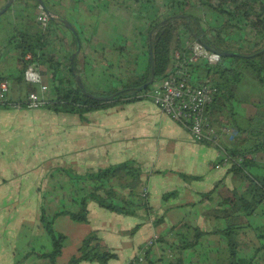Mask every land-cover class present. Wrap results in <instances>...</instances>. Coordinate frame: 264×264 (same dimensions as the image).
<instances>
[{
  "label": "crops",
  "instance_id": "0c3cea01",
  "mask_svg": "<svg viewBox=\"0 0 264 264\" xmlns=\"http://www.w3.org/2000/svg\"><path fill=\"white\" fill-rule=\"evenodd\" d=\"M6 1L0 0V8ZM45 1L50 13L66 20L75 29L76 35L64 25L68 31L61 34L67 40L71 39V34L76 36L80 50L76 66L78 74L85 89L97 96L111 91L108 90L110 87L104 86L108 85L107 79L115 74L124 77L118 60L131 40L144 49L142 57L146 61L128 76L144 70L148 60L150 21L155 18L163 21L174 16L168 11L173 0ZM32 3V0H13L12 8L10 6L4 12L6 14L0 15V72L10 76L6 80V96L13 101L27 94L28 82L24 78L20 83L14 80L21 66L8 38L14 34L18 20L21 19L20 29H26L27 22L21 18V12ZM185 11L201 17L204 26L225 20L223 15L204 6L192 5ZM38 13V9H34V20ZM29 29L36 30L35 23ZM67 47L56 39L52 49L58 57H63L71 53ZM114 62L117 70L115 74H109ZM36 69L48 86L44 93L48 99L51 84L47 81L51 78L43 66L38 65ZM252 77L257 81L253 73ZM208 80V77H200L196 81L206 83ZM161 83L162 80L158 81L156 86ZM119 87L120 84L116 88ZM235 97L238 103L243 101L237 86ZM238 103L233 104L234 111L248 117L250 114L242 111ZM91 111L96 115L82 119L77 114H68L65 119L57 118L60 112L44 106L34 109L0 106V264H37L42 260L37 254L50 249L47 235L38 238L32 232L42 228L39 220L42 202L46 211L51 210L50 215L60 211L63 205H70L67 171L84 174L126 160L139 169L140 197L145 198L146 203L134 214L124 215L90 200L86 222L72 223L65 219L62 222L61 227L65 230L59 231L66 238L59 260L64 262L65 255L72 254L89 231H96L102 243L117 253V259L107 264H127L153 234L168 237L171 228L181 222L202 230H211L215 223L224 225V219H214L208 211L218 201V193H223L226 188L240 191L245 184L241 177L227 173L228 166L217 165L222 152L228 151L233 144L230 134L220 131L226 125L225 121L219 124L208 121L218 134V143H210L195 140L187 129L164 114L150 99L117 102ZM223 112L229 114V110ZM254 161L258 166L264 165V151L257 152ZM58 177L61 180L54 181ZM43 182L46 188L40 190ZM213 189L210 197H203ZM62 216L68 217H58ZM243 220L250 226L240 233L239 239L248 243L244 252L250 255L254 252L250 243L257 245L256 229L264 228V217L252 215ZM128 230H134L135 236H127ZM223 247L219 235H205L200 243L185 251L184 264H222L226 259ZM160 248L154 252L157 257ZM78 264L98 263L81 261Z\"/></svg>",
  "mask_w": 264,
  "mask_h": 264
},
{
  "label": "trees",
  "instance_id": "16d2710c",
  "mask_svg": "<svg viewBox=\"0 0 264 264\" xmlns=\"http://www.w3.org/2000/svg\"><path fill=\"white\" fill-rule=\"evenodd\" d=\"M32 1V9L39 11L41 4L37 0ZM45 2L42 0V8L49 12ZM192 5L207 7L223 15L225 20L220 24L204 26L201 17L187 14L185 11ZM169 6H177L178 11L174 16L167 17L163 24L160 18L150 21L146 67L139 74H131L121 79L123 82L120 81V87L111 90L107 95H114L110 100L100 101L90 96H97L96 93L86 90L85 87L82 89L76 83L72 72L80 77L76 68L80 53L77 38L71 34V39L67 40L61 34L68 31L62 19L50 12L52 16L44 30L36 19H33L36 30L17 27L14 34L8 38V43L13 45L21 66L14 80L18 83L24 80L23 74L28 64L43 66L51 78L50 97L46 98L43 106L56 113L77 114L83 119V113L91 110L117 102L148 99L141 97V94L151 90L152 83L145 88L141 86L151 78V69L154 70L153 83L163 80L172 70V52L180 47L181 43L180 27L187 30L191 39L199 37L209 49L234 53L232 56L221 57L216 65L199 61L191 66L190 72L193 83H199L197 78L208 77V82L204 84L215 88L213 100L205 108V115L210 123L219 124L225 121L226 125L223 126L230 127L233 131V144L226 151L229 156L227 173L241 177L245 182L244 188L240 191L226 188L223 193H218V201L214 208L208 211L210 217L224 219V225L218 224L211 230H202L193 224L181 222L171 228L170 237H158L156 242L160 243L162 250L158 257L155 254L150 255L149 247L145 250L142 264H184L185 251L192 249L209 234H217L222 240L226 256L222 264H264L263 226L254 228L257 230L258 242L257 245L250 243L254 246L253 254L247 255L244 252L248 243L239 239L240 233L250 226L243 220L244 217H264V165L258 166L254 161L255 154L264 151V112L260 115L253 113L247 117L239 114L237 110L234 111L233 107L236 101V85L246 69L250 68L257 82L264 87V0H173ZM243 21L248 30H245ZM56 39L70 48L69 55H56L57 52L52 49ZM74 52L76 54L71 63V55ZM27 56L29 57L26 58ZM9 79V75L0 74V83ZM30 91H37V86L26 83L25 92ZM8 101L0 106L9 108ZM20 107L25 106L21 104ZM224 110H229V114L226 115ZM238 159L240 160L237 161ZM66 174L70 205H63L60 211L52 215L47 213L43 202L39 208V220L49 238L50 249L37 256L48 259L52 264H55L60 255L65 240V236L56 232L52 226L54 217L66 215L73 221L86 222L87 203L90 200L96 201L99 206L109 211L124 215L134 214L138 207L146 203L145 198L140 197L139 169L130 160L84 174H71L68 171ZM214 190L203 194V197H210ZM164 198H167V195H164ZM93 232V235L83 239L76 250L77 255H72L66 264H77L81 261H97L104 264L116 257V253L107 248ZM133 260L136 261L137 256L127 264H133Z\"/></svg>",
  "mask_w": 264,
  "mask_h": 264
},
{
  "label": "built area",
  "instance_id": "2783aa9c",
  "mask_svg": "<svg viewBox=\"0 0 264 264\" xmlns=\"http://www.w3.org/2000/svg\"><path fill=\"white\" fill-rule=\"evenodd\" d=\"M40 8L36 21L44 30L52 15L41 6ZM242 24L245 30H248L244 21ZM179 33L181 43L180 47L172 52V70L160 85L143 92L141 97L150 99L164 114L187 129L195 140L218 143V134L205 115V108L212 102L215 88L204 83H193L190 68L199 61L216 65L220 62L221 56L215 51L205 49L196 39H191L184 28L180 27ZM0 74L3 75L2 72ZM23 76L28 83L38 86L39 91H30L17 101H8L6 96L8 82L4 80L0 83V104H5L8 101L11 107H20L23 104L27 108L34 109L46 103L44 93L48 90V86L44 84L36 67L33 64H28ZM220 131L229 133L230 137L233 135V131H230L226 126L221 127ZM228 163L229 156L227 152L223 151L217 165L228 166ZM158 237L159 235L153 234L146 241L143 249L136 255L137 260L132 261L133 264L144 262L143 253L145 251L143 252V250L154 245Z\"/></svg>",
  "mask_w": 264,
  "mask_h": 264
},
{
  "label": "rangeland",
  "instance_id": "374dc122",
  "mask_svg": "<svg viewBox=\"0 0 264 264\" xmlns=\"http://www.w3.org/2000/svg\"><path fill=\"white\" fill-rule=\"evenodd\" d=\"M11 8H12V6H11ZM168 11L170 12V14H175V13H177L178 8H177V6H174V7H170L169 6ZM21 13H23V18L25 20V23L27 22L26 28L29 29L32 25H34V23H33L34 10L28 4V5L25 6V9H22V12ZM4 14H6V13H3L2 15H4ZM6 17H10L11 18V16H9V15H6ZM18 22H16V24H15L16 27H20V25H21V19L18 20ZM14 23H15V21H14ZM25 23L23 22L22 25L25 24ZM143 51H144V49L140 46V44H137L134 40H131L127 44L126 52L124 54H122V57H120V59L118 60V62H121V64H122L121 67L123 68V75H124V77H122L119 74H115V72L117 70V63L114 62L115 64L110 69L109 74H115V75H113L111 79H109V80L107 79L108 85H106L104 81H102L101 84H103V85L105 84L104 86H108V88L110 87L108 90H112V89L116 88L117 86H119V84H121L120 81L123 82V80H121V79H125L128 76V74H130L131 72H133V70H136L137 71V70H139L142 67V63H144L146 61V59L144 57H142ZM6 66H7V64H6ZM246 71L249 72V75L247 74ZM251 72H253V71L250 68H248V69H246L243 72L242 77L240 76V82H238L236 86H237L238 94H239V96L241 98H243V101H241L240 103H238L237 101H235V104L238 103V105H240V108L243 109L242 111L247 112L248 115L249 114H253V113L254 114L257 113V114L260 115L262 112H264V105H263L264 104V87L261 86L256 80L253 79ZM107 78H108V76H107ZM47 82L51 83V80H49ZM156 84H157V81H155L154 83H152V86H156ZM111 87H112V89H111ZM102 94H103V96H107V95H109V91L102 92ZM258 102H260L261 104L258 103ZM67 115H68V113H61L60 112L59 114H57L56 117L57 118L64 117L66 119ZM94 115H96V112L89 111V112L83 113L82 116L84 118H86V117L94 116ZM42 137H46V136L43 135ZM68 172L71 173V174H73L72 171H68ZM44 179H43V181H44ZM59 180H61L60 177H58L54 181H59ZM43 188L44 189L46 188V185H45L44 182H43V185L40 186V190H42ZM65 205L69 206V204H65ZM47 212H49L48 214L50 215L51 210L47 209ZM64 219L65 220H68V221H70L72 223L73 222H75V223H81V222L73 221L69 217H65L64 218L63 216L62 217L56 216V217L53 218V224H52V226H53V228H54V230L56 232L61 233L60 231L65 230L64 228L61 227L62 226V222H64ZM215 225H216V223H215ZM94 232L96 233V231H94ZM126 232H127V236H129V237L135 236L134 235L135 233L132 232V230H128ZM61 234H63V233H61ZM123 234L126 235L125 231H123ZM32 235H34V237L38 236V238H41V236H46V232H45V229L42 226V228L40 230H35L34 232H32ZM90 235H93L92 234V231H89L82 238L80 244L77 246V248L75 249V251L72 254L70 253L69 255H65L66 258H65V261L64 262H67L72 255H75V254L77 255V251L76 250L81 245L83 239H85L86 237H88ZM96 235H97V233H96ZM64 236H65V234H64ZM92 242L93 241L91 240L90 243L92 244ZM143 247H142V249H143ZM160 247H161V245H160L159 242H156L153 246L149 247L148 248L149 249L148 251L150 252V255L155 254L154 252L157 249H159ZM112 251H114V250H112ZM144 251L145 250H143V252ZM161 252H162V250L160 248L159 253L161 254ZM121 256H123V255H121ZM67 257H68V259H67ZM56 259L57 260L55 261V264H66L62 260H59V257L56 258ZM116 259H117V253H116V257L115 258L109 259L104 264H107L109 261L116 260ZM58 260H59L60 263L58 262ZM91 262L101 264V263H99L97 261H91ZM37 264H52V263L48 259L42 258V260L38 261Z\"/></svg>",
  "mask_w": 264,
  "mask_h": 264
},
{
  "label": "water",
  "instance_id": "95a60500",
  "mask_svg": "<svg viewBox=\"0 0 264 264\" xmlns=\"http://www.w3.org/2000/svg\"><path fill=\"white\" fill-rule=\"evenodd\" d=\"M12 1H13V0H7V1H6V3L0 8V15L3 14L4 12H6V11L10 8V6H11V4H12ZM37 1L41 4V7H42V6H43L42 0H37ZM166 20H167V19H164V20L162 21L161 24L165 23ZM62 22H63V24L65 25V27H67V28H68V29H69L74 35H76L75 29L73 28V26H72L69 22H67L66 20H63ZM196 40H197L198 42H200V43L202 44V46H203L205 49H207V50H212V49H209V48L205 45V43L202 42V41L200 40L199 37H196ZM78 49H79V44H78ZM212 51L217 52L221 57L232 56V55H234V53H232V52H224V51H218V50H212ZM75 54H76V52H74V53L71 55V63H72V61H73V58H74ZM72 76H75V81H76V83H77L82 89H84V85H83V83H82V81H81V78H80L78 75H75V72H72ZM153 80H154V70L151 69V78L148 80L147 83H144V84L141 86V88H145L148 84L153 83ZM90 96H92V97H94V98H96V99H98V100H100V101L110 100V99H112V98L114 97V95H110V96H108V97H107V96H93V95H90Z\"/></svg>",
  "mask_w": 264,
  "mask_h": 264
}]
</instances>
